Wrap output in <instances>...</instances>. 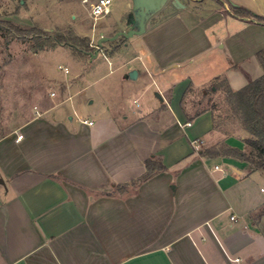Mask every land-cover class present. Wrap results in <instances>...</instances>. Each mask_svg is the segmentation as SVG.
I'll return each mask as SVG.
<instances>
[{
    "label": "crops",
    "instance_id": "crops-1",
    "mask_svg": "<svg viewBox=\"0 0 264 264\" xmlns=\"http://www.w3.org/2000/svg\"><path fill=\"white\" fill-rule=\"evenodd\" d=\"M180 1L108 54L122 83L104 110L86 112L80 93L69 94L0 132V264H264V215L253 217L264 190L251 165L200 153L255 155L250 134L223 136L213 108L196 115L185 102L216 77L237 90L264 74V23L231 10L264 16V0ZM135 90L137 106L147 96L138 111L126 102ZM151 156L166 169L137 181Z\"/></svg>",
    "mask_w": 264,
    "mask_h": 264
},
{
    "label": "rangeland",
    "instance_id": "rangeland-1",
    "mask_svg": "<svg viewBox=\"0 0 264 264\" xmlns=\"http://www.w3.org/2000/svg\"><path fill=\"white\" fill-rule=\"evenodd\" d=\"M95 1L0 0V25L4 27L0 30V132L16 127L27 117L31 109L35 110L34 106L49 104L50 99L56 102L71 94L80 93L83 109L86 112L104 110L105 106L101 104L102 98L106 93L108 94L110 86L115 85L116 82L122 83V80L119 78L120 72H110L111 68L115 69L117 66L115 61L110 63L116 56L108 57V52L113 47L109 42L98 44L101 37L99 31L111 23V27L114 28H109L105 36L114 35L117 27L119 31H125L127 14L132 9L128 11L129 0H112V11L95 22L91 13ZM162 18L163 12L162 14L160 12L151 18L150 24ZM4 19L26 29L35 27L36 32L43 33L66 31L71 28L79 35H87L93 49L85 54L69 45H55L36 50L38 42L36 32L25 33L24 36L15 29L9 31L10 27ZM117 39L120 41L122 37ZM127 39L125 38L124 41ZM62 67H67L69 72L66 73ZM205 89H207L206 94L202 89H195L189 93L185 101L186 105L191 107L192 112H198L205 107L213 108L215 123L221 129V135L223 132L242 135L241 131L244 128L234 112L233 104L227 99L226 92L219 89V92L213 93L210 86H206ZM52 92L55 95H52ZM139 93L140 91L135 90L125 94L128 95L126 102L131 110L138 111L147 106V96L140 98V106L134 103L133 99ZM108 99L104 102H114L112 98ZM72 103L74 100L68 99L62 102V105L68 107L73 115ZM253 172L263 191L264 172L255 170Z\"/></svg>",
    "mask_w": 264,
    "mask_h": 264
},
{
    "label": "trees",
    "instance_id": "trees-1",
    "mask_svg": "<svg viewBox=\"0 0 264 264\" xmlns=\"http://www.w3.org/2000/svg\"><path fill=\"white\" fill-rule=\"evenodd\" d=\"M231 10L236 15L254 16L259 21L264 23V16L257 15L245 7L231 5ZM4 21L10 27L8 28L9 31H11V29H15L16 31L24 34V36L25 33L28 34L36 32L35 27L26 29L8 19H4ZM3 29L4 27L0 25V30ZM35 36L38 39V42L36 43L37 46L35 47L36 50L45 49L55 45H69L78 52L85 54L93 49V45L90 43V38L87 35H79L71 28L66 31H55L51 33L38 31L35 33ZM121 37L122 39L120 41L118 39L106 41L113 46L111 51L108 52L109 54L115 53L121 45L126 42L124 41L125 37ZM258 57L264 66L263 51L258 53ZM213 89H223L226 92L227 99L233 104L234 112L240 119L242 127L250 134V136L245 139L246 143L255 149L257 153L252 155L238 147L225 146L222 148L213 147L204 149L200 152L201 155L212 157L219 155L231 156L248 162L253 171L264 170V74L237 90H233L230 87L226 78L219 76L216 77L210 85V90L213 91ZM202 111H198L196 115ZM145 166V173L142 177L137 179V181L146 180L155 173L166 169V166L162 163L160 156L149 157L145 161ZM263 215L264 206L257 211L253 217L255 220H259Z\"/></svg>",
    "mask_w": 264,
    "mask_h": 264
},
{
    "label": "water",
    "instance_id": "water-1",
    "mask_svg": "<svg viewBox=\"0 0 264 264\" xmlns=\"http://www.w3.org/2000/svg\"><path fill=\"white\" fill-rule=\"evenodd\" d=\"M169 1L176 4H181L180 0H132V11L128 16V22H131V27L125 31L116 32L112 36L101 35L98 44L102 45L106 41L116 40L120 36L130 38L134 35L143 34L146 30L147 21L158 11H160ZM137 70H132L128 73L131 78L137 77ZM156 95L163 99L159 92Z\"/></svg>",
    "mask_w": 264,
    "mask_h": 264
},
{
    "label": "built area",
    "instance_id": "built-area-1",
    "mask_svg": "<svg viewBox=\"0 0 264 264\" xmlns=\"http://www.w3.org/2000/svg\"><path fill=\"white\" fill-rule=\"evenodd\" d=\"M111 5H112V0H96L92 4L91 13H92V16H93L95 22L99 18L108 15L112 11ZM62 69L66 73L69 72V69L67 67H62ZM52 95H55V93L52 92ZM90 123H92V122H90ZM21 138H23V134H19L17 137V140H19ZM193 142L196 145V147H198V145L201 141L199 139H195ZM216 167L218 168V166H216Z\"/></svg>",
    "mask_w": 264,
    "mask_h": 264
}]
</instances>
